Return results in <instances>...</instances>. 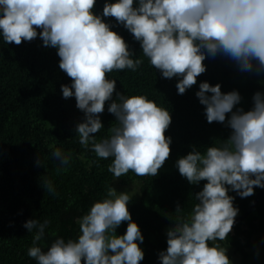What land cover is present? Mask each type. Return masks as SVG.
<instances>
[{
  "label": "clouds",
  "instance_id": "clouds-1",
  "mask_svg": "<svg viewBox=\"0 0 264 264\" xmlns=\"http://www.w3.org/2000/svg\"><path fill=\"white\" fill-rule=\"evenodd\" d=\"M95 4L0 0V37L19 45L39 35L43 46L54 47L59 68L72 78L61 85L62 96L75 97L84 113L75 125L79 143L100 158L113 157L108 171L115 177L130 170L154 177L170 153L172 140L165 131L172 116L147 95L126 96L115 90L116 80L106 74L114 69L136 71L143 61L132 58L127 41L104 18L122 24L162 77H177L178 94H183L206 71L203 61L218 54L234 61L239 71L264 72V0H104L101 13L94 11ZM198 87L195 95L205 106L207 122H221L231 131L218 146L211 144L204 152L192 146L175 161L190 184L206 182L194 194L197 203L191 213L178 215L166 230L167 248L158 253L161 264H233L227 248L209 244L227 238L239 213L229 192L244 198L254 194V186L264 188V91H256L251 107L244 110L235 107L242 99L238 90L222 92L219 83L207 81ZM106 101L117 124L109 136L96 140L92 134L103 127L98 114ZM51 156L61 167L71 159L60 148ZM36 163L43 165L41 159ZM41 185L55 194L48 177H42ZM130 200L126 191L109 187L107 196L79 217L77 238L58 236L46 250L37 242L50 221L26 220L23 227L33 233L27 255L37 264H139L144 237L131 218ZM181 210L177 204L175 212ZM123 221L126 231L118 235Z\"/></svg>",
  "mask_w": 264,
  "mask_h": 264
},
{
  "label": "trees",
  "instance_id": "trees-1",
  "mask_svg": "<svg viewBox=\"0 0 264 264\" xmlns=\"http://www.w3.org/2000/svg\"><path fill=\"white\" fill-rule=\"evenodd\" d=\"M103 4L104 0H96L94 11L101 13ZM104 19L127 41L132 58L143 61L136 71L114 69L106 76L116 80V91L126 96L147 95L170 111L172 120L165 131L172 140L169 156L154 177L137 176L131 170L115 177L108 171L113 157L100 158L90 146L79 143L75 125L83 120L84 113L76 107L75 97L62 96L61 85L70 84L72 78L59 68L57 50L43 46L39 35L31 41L22 40L19 45L5 43L0 37V264H37L35 258L27 255L33 240V233L23 227L28 219L50 221L37 242L44 250L58 236L65 240L77 238L79 217L87 213L92 203L105 198L109 187L114 188L115 184L123 188L136 185L134 192L128 194V209L144 237V258L139 264H153L158 253L167 248L166 230L178 215L191 213L197 203L194 194L206 182L190 184L179 174L175 161L192 146L201 152L211 144L218 146L231 131L221 122H207L205 106L195 95L199 83H219L222 92L238 90L242 99L235 107L244 110L251 107L256 91H264V72L239 71L234 61L218 54L207 57L203 61L206 71L197 76L196 84L178 94L177 77H162L132 34L114 17ZM108 103L98 114L103 127L92 134L96 140L109 136V129L117 124L115 116L107 111ZM55 148L71 154L68 165L61 167L52 158ZM37 159L43 165H38ZM44 176L53 182L55 194L42 187ZM262 191L264 188L254 186V194L244 198L235 191L229 192L239 208L235 220L249 210ZM177 204L181 213L175 212ZM126 226L123 221L116 233L122 235ZM213 243L239 254L240 264H255L248 250L257 248L264 264V195L253 211L233 226L225 240L209 242Z\"/></svg>",
  "mask_w": 264,
  "mask_h": 264
},
{
  "label": "rangeland",
  "instance_id": "rangeland-1",
  "mask_svg": "<svg viewBox=\"0 0 264 264\" xmlns=\"http://www.w3.org/2000/svg\"><path fill=\"white\" fill-rule=\"evenodd\" d=\"M118 192L120 191H126L127 194H131L132 192H134L135 188H136V185H132L128 188H123L121 186H119L118 184H115V187H114ZM119 194V193H117ZM140 247L143 249V246L140 244ZM248 253L250 255V259L253 263L255 264H263L262 263V255L261 253L257 250V248H251L248 250ZM227 254L230 258V260L233 262V264H240L241 263V256L238 254H234V252L232 250L230 251H227Z\"/></svg>",
  "mask_w": 264,
  "mask_h": 264
},
{
  "label": "water",
  "instance_id": "water-1",
  "mask_svg": "<svg viewBox=\"0 0 264 264\" xmlns=\"http://www.w3.org/2000/svg\"><path fill=\"white\" fill-rule=\"evenodd\" d=\"M263 195H264V191L260 192V193L257 195V197H256V199H255V201H254V203H253L252 206L249 208V210H248L244 215H242L241 217L237 218V219L235 220V222H234V225L237 224L238 222L242 221L243 219H245V218H246V217H247V216L253 211L254 207H255L256 204H257V202L259 201V199H260ZM234 225H233V226H234ZM153 264H161V262H160L159 259H157Z\"/></svg>",
  "mask_w": 264,
  "mask_h": 264
}]
</instances>
